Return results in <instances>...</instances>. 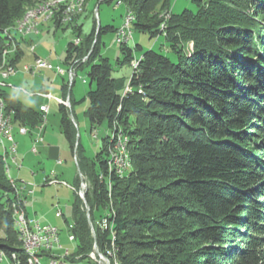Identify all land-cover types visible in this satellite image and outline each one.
<instances>
[{
  "label": "trees",
  "instance_id": "16d2710c",
  "mask_svg": "<svg viewBox=\"0 0 264 264\" xmlns=\"http://www.w3.org/2000/svg\"><path fill=\"white\" fill-rule=\"evenodd\" d=\"M41 1L0 0V32ZM121 1L137 13L135 29L153 34L160 12L174 2ZM193 1L195 11L175 13L169 23L172 55L148 51L133 76L149 98L136 92L122 101L121 120L136 123L127 128L134 166L128 175L120 177L109 163L106 138L94 159L80 140L76 146L78 129L60 105L62 132L92 185L85 195L90 217L75 188L72 261L78 256L93 264L97 244L102 253L113 252L115 264H264V0ZM53 23L62 25L58 17ZM70 26L81 41L67 44L64 63L87 68L96 84L85 112L92 129L114 119L125 87L102 54L103 37L115 26L101 25L93 49L96 27L84 34V24L65 29ZM73 85L64 83L63 93H70L74 116ZM0 96L15 125L32 129L43 122L41 110L17 93L2 88ZM2 155L0 144V250L21 253L10 203L18 196ZM10 192V198L3 194Z\"/></svg>",
  "mask_w": 264,
  "mask_h": 264
},
{
  "label": "rangeland",
  "instance_id": "374dc122",
  "mask_svg": "<svg viewBox=\"0 0 264 264\" xmlns=\"http://www.w3.org/2000/svg\"><path fill=\"white\" fill-rule=\"evenodd\" d=\"M86 6L87 9L85 8L86 11L84 15H82L81 17L79 16V18H77V20L75 21V24L77 25L84 24L83 27L84 34L91 32L93 30V27L94 28L96 27L93 35L94 44L92 46V49L95 47V44L98 43L99 37L102 36L100 30L101 25L105 26L111 24L115 26L116 30L114 29V31L113 30L110 31L111 28H108L107 30L110 32H108L103 37L104 45L102 46V54L110 59L113 69V76L124 77L126 80L125 87L122 90L121 103L118 106V109L114 115V119L108 122L105 121L100 125L95 126L92 129H91L90 119L85 115V112L90 104V99L88 98L87 94L90 89L96 87V84L95 83L90 84L87 68L77 69L78 71H77L76 79L72 82V84H70L69 82V73H65L61 75L58 74L54 69L45 68V69H40L42 71V75L37 76L36 74L33 75L27 71H24L25 65L33 66L35 64V59L37 57L34 55L35 52L41 57L48 59L54 65L56 66L60 65L61 67L67 70V65L64 63L66 57V47L70 41H73L77 37V33H75L73 27L70 26L69 28L65 29L67 25H61V27L57 28L54 26L53 21H49V22L40 21L39 33L32 34L29 36L22 34L18 31V25H19V19H18L14 22L13 25L7 27L2 32H0V36L4 38L3 39L4 45L0 57V74L3 70H6V68L7 70H9V68L11 67L13 68V66L16 67V69L15 67L13 69L17 70L16 73L17 75L14 74L6 80L7 85L4 88H6L9 91L17 93L20 101L35 109H38L39 105L42 102L49 103L51 107L50 113L47 116V122L44 126L47 125L48 133L58 137V140L55 144L60 148V152L62 153L61 154L62 159L66 160L65 163L58 168L60 173L59 174L60 176L58 178H60L61 180H65L67 184H55L49 182L50 179L47 181L45 180L46 179L45 175L50 173L51 170L55 168V163L53 162V160L47 159L45 160L46 162H44L42 168L38 169L39 175L37 177H34L30 171L28 172L27 170H25L23 172L24 181L26 183L34 184L35 186L32 185L34 187V193L32 195L30 194L29 195L30 197L27 196L28 198H26V195L24 196L22 195V196L24 197V199H28L26 203V209L31 217L40 220L42 223L56 225L61 229L62 244L65 247L69 248L70 250L68 255L69 260H71V258L75 256L74 251L76 250L75 249L76 247H75V243L69 241L68 239V233L70 228L65 218L68 220V223L72 222V203L75 197L74 188H76L77 192L79 193L82 187V179L86 184L84 190L85 189L88 190L89 186L92 185L88 175L82 174L81 176L78 164L75 159V155L73 154L72 149L70 148L67 138L62 132L60 105H62L63 108L66 110V112H68V116L70 113V117L74 121L78 129L76 146L80 140L81 145L84 148L85 154L89 158L94 159L96 157V154L102 149L103 138H106L108 141L107 154L109 156L112 146L116 142H118L117 137L119 135V131H122L126 136H128L130 140V135L127 132V128L130 129L134 127L136 124L135 122H131V121L129 123L124 124L123 120H121L122 117L121 112L123 106L122 101L124 97L127 96V94L130 93L133 94L137 92V94L140 95L143 100L146 101L149 98L148 89H146L143 85H139L135 87L132 84L133 76L141 71L140 64L142 59L144 58L145 54L151 50L160 51L164 54H168L171 56L172 50L170 47L169 23L173 15L175 13H181L184 9H192L194 11L197 9V4L193 0H174L170 8L163 9L160 12L159 16L162 19V21L158 27V31L155 34H153L152 32L138 31L137 29H135L134 25L135 22H137L138 20V15L135 11H132L129 8H127L125 4L122 3L121 0H112L111 2L110 0H87ZM128 11H131L132 14L134 15V19H132L131 22L132 37H130V39L128 40L125 39L126 41H122L119 43L118 42V38L120 35L119 31L120 28L125 23L126 15ZM104 31L105 30H103V32ZM32 44H35L37 48V49L35 48L34 52L31 51L29 47ZM19 47L22 48L20 54L18 53ZM127 48L129 49L131 55L130 58L131 61L125 63L124 55L128 51ZM184 50L188 55L192 54L194 50V43L192 41L187 42L185 44ZM17 55L19 56L18 59H16ZM85 59L86 58H84V60ZM20 70H23L24 72L18 73ZM83 79H85L86 82H84ZM63 80H65V83L69 84L70 88L74 83L73 99L75 100V103H74L73 113L75 117L72 114L71 111L72 108L71 106H69V104H65L64 102H58L54 98L57 95L62 94L61 96L62 100L65 101L69 100L70 93L67 95H64L63 93V86H64ZM44 85H46V89L49 90V92H46L45 89H43L41 92H38ZM21 88L27 89L30 92V94H26L18 90ZM33 90H35L37 93L32 92ZM48 93H50V95H43ZM38 126L37 128H39ZM16 127L19 126L16 125ZM94 133L97 134V138L94 137ZM8 146L10 145H7V147ZM2 149L3 147L1 148V150ZM128 153L131 156V150L129 146H128ZM130 159H131V166L127 170L126 175H128L134 167L132 162V157H130ZM9 164L11 166L12 176L14 178L15 176L13 174V169L15 163H13L12 160H10ZM43 170L47 171V173L44 174L42 172ZM107 178L109 179L108 180V184H109L111 182L110 180L111 176L107 174ZM18 183H20L19 180ZM86 191H85V195H86ZM3 194H5V196H8L10 198L11 192L8 194L7 193H3ZM79 195L81 198H83L81 194ZM14 202L18 206L24 205V203L22 201L20 202L19 198L15 196V198H12L10 201L11 208L14 207L13 206ZM56 204L60 205L65 217H56L55 215ZM15 216L16 215L13 209L14 223H15ZM87 216L90 217V214L89 215L87 214ZM90 225L92 227L91 221H90ZM3 235L4 233L0 229V236ZM1 251L2 250H0V253ZM93 251L94 248L90 253V258H92L91 262H94L93 264H104L102 255L106 256V258L108 259V264H115V262L118 263L117 259L113 255V252H109V254L106 255L102 253L100 249H98V253L97 252L94 253ZM14 253L16 252H13L11 254L5 252V254H7L8 256L6 258L7 261L5 260V258H3L4 260L0 259V264H11V263L18 264L16 262V259L13 258ZM75 259L77 260V261H73L75 262V264H90L89 260H79L78 256H76Z\"/></svg>",
  "mask_w": 264,
  "mask_h": 264
},
{
  "label": "built area",
  "instance_id": "2783aa9c",
  "mask_svg": "<svg viewBox=\"0 0 264 264\" xmlns=\"http://www.w3.org/2000/svg\"><path fill=\"white\" fill-rule=\"evenodd\" d=\"M80 4V0H70L69 5L67 7L61 8V16L58 17V20L60 22V24L62 25H69V22H71V17L75 16V8L77 6H79ZM49 6H53V4L49 5ZM45 8V7H44ZM43 8V9H44ZM55 8V7H54ZM41 10H35V14H33L32 16L29 17H33V21L38 20L39 19V13ZM128 19L129 16L128 14L126 15V20L124 25L120 28V35L118 38V42H122V41H126L125 39H130V37H132V31H131V26H128ZM32 30H36V29H32V25H23V28L18 29V31L22 34H28L29 31ZM75 44H79L81 39L76 37L74 40ZM31 51H35L36 45L32 44L31 46H29ZM54 69L58 74H65V73H69V82L70 84H72V82L76 79V75H77V68L71 66V67H67V70L64 69L63 67H61L60 65H54L53 63H51L48 59L41 57V56H37L35 59V64L33 66L29 65L25 68L24 71H27L33 75H35L37 72L40 71V69ZM17 73V70H15V73H9L8 76H5L4 78H0V92L1 89L6 87L7 83L6 80ZM84 82H86L85 79H83ZM20 91H22L23 93L26 94H30V92L27 89H18ZM42 95V94H41ZM43 95H50V93L48 94H43ZM54 97V96H52ZM58 102H64L65 104H69V106H71L69 100L65 101L62 100V98L60 96H56L54 97ZM40 110L42 112V118H43V122L38 126L41 130L45 127L44 125L47 122V116L49 113V105L44 104L42 106H40ZM13 121V116L10 112H8L5 108V106L3 105V98L1 97V101H0V123H2V132H4L5 134V139H6V145H12L13 148V163H15V166L18 170H20L23 165L22 162L19 160V152H18V143L15 140V138H12V135H7V123H12ZM29 131V127L22 125L20 126V133L22 134H26ZM94 137L97 138V134L94 133ZM123 135H119L118 141L119 144L121 145V140H122ZM44 137L43 136H38L36 139V142L34 143V146L32 147V151L33 152H37L38 148L36 143L38 141H43ZM75 159L77 162V155L75 154ZM58 164L62 163V160L59 159L57 160ZM127 168H121V163H119V176L123 177V172L126 171ZM81 173V172H80ZM82 176V173H81ZM58 172L55 169H52L51 172L49 173V175L47 177H45L46 181L50 179L49 182L51 183H55V184H67V182L65 180H61L60 178H58ZM15 180H19L20 183H22L25 186V195L26 198L30 197L29 195L34 193V184L31 183H26L24 180L21 179H17L15 177ZM50 183V184H51ZM33 185V186H32ZM86 184L84 182V180L82 179V187L80 189L81 195L84 191H86L87 189L84 190ZM75 189V188H74ZM28 196V197H27ZM56 212L55 215L56 217H65L62 208L60 207L59 204H56ZM90 214V212H89ZM32 221L34 223V231H33V236H28L29 237V244L30 246L33 247V249H35L38 254L40 255L41 259L46 261V264H75V262H73L72 260L68 259V255H69V248L65 247L62 244V240H61V229L53 224H48V223H42L40 220L33 218L32 217ZM69 226V233H68V239L69 241L73 242V240H76L75 234H74V223H68ZM93 228V226H92ZM98 246L95 244L94 245V253L97 252L98 253ZM102 259L104 260V264H108V259L106 258V256L102 255ZM5 260L7 261V259L5 258ZM10 261V260H8ZM12 261V260H11ZM12 264V263H11Z\"/></svg>",
  "mask_w": 264,
  "mask_h": 264
},
{
  "label": "bare ground",
  "instance_id": "6f19581e",
  "mask_svg": "<svg viewBox=\"0 0 264 264\" xmlns=\"http://www.w3.org/2000/svg\"><path fill=\"white\" fill-rule=\"evenodd\" d=\"M69 2H70V0H45V1H42L41 3L37 4L36 6L28 8L26 10L25 14L19 19L18 29L23 28L24 24L25 25H32V29H36V30L29 31V33L26 35L30 36L32 34H38L40 21H44V22L53 21L54 22V19H56V17L61 16V8L67 7L69 5ZM118 2H120V1H118ZM51 4H53V6H49ZM86 5H87V0H80L79 6H77L75 8V16L71 17V22H69V25L72 23H75V21L77 20V18H79V16L81 17L82 15H84V13L87 9ZM41 9H43V10L40 11V13H39V19L33 21V17H29V16H32L33 14H35V10H41ZM127 14L129 16L128 26H132L131 22H132V19H134V15L132 14L131 11H128ZM6 52H8V51H6ZM7 65H9V64H7ZM27 66H29V65H25V68ZM14 67L15 66H13V68ZM13 68L11 67V68H9V70H7V68H6V70H3L0 74V78H4L5 76H8L9 73H15L16 67H15V69H13ZM0 101H1V96H0ZM3 105L6 108V104H5L4 99H3ZM15 128H16V125L13 123V121H12V123H7V135H10L14 131ZM18 129L20 132V126L18 127ZM120 134L123 135L122 140H121V145L119 144V141L116 142L112 146V149H111V152L109 155V163L112 165L113 169L116 171V173L118 175H119V163H121V168H127V170L131 166V159H130L131 156L128 153L129 138L122 131H119V135ZM119 135H118L117 139L119 138ZM5 140H6L5 134H4V132H2V123H0V143L3 147L2 154H3L4 163H5V170H6L7 175L9 176L10 181L14 184V186L16 188V194L19 198V201L20 202L22 201L24 203V205L22 204L23 206H18L14 202V205H13L14 206L13 207L14 213L16 215L15 216V224H16L17 229H18L19 240L21 241L22 247H23V251L21 253H18V252L14 253L13 258L16 259V262L18 264H46L45 263L46 261L41 259L38 252L35 249H33V247L30 246V244H29V237L28 236H33L34 223L32 221V217L28 214L27 209H26V203H27L28 199H24V197H23L25 195V186L21 183L17 184L15 178H13V176H12V170H11V166L9 164V161L10 160L13 161V148H12V145L7 147ZM113 143H114V141H113ZM127 170L123 172V175L126 174ZM83 195L85 196V191L82 193V197H83ZM73 242H74V240H73ZM7 257H8L7 254H5L4 251H1L0 259L7 258Z\"/></svg>",
  "mask_w": 264,
  "mask_h": 264
},
{
  "label": "crops",
  "instance_id": "0c3cea01",
  "mask_svg": "<svg viewBox=\"0 0 264 264\" xmlns=\"http://www.w3.org/2000/svg\"><path fill=\"white\" fill-rule=\"evenodd\" d=\"M34 55L40 56L36 52L34 53ZM20 72L22 73L24 71L20 70L18 73H20ZM36 75L41 76L42 71L40 70L39 72L36 73ZM58 76H60V75H58ZM63 81L65 83V80H63ZM43 89H45L46 92H49V90L46 89V85L42 86V88L38 92H41ZM32 92H36V91L33 90ZM57 96L61 97L62 94L57 95ZM44 104L49 105V103L42 102L39 105L38 110H40V106H42ZM50 110H51V107L49 105V113H50ZM10 135H12V138H15V140L18 143L19 160L22 162V165H23V167L20 170H18L16 168V166H14L13 174L17 179L24 180L23 179V172L25 170H27L28 172L30 171L34 177H37L39 175L38 169L42 168L44 162H46L45 160H47V159L53 160V162L55 163V168H53V169H55L58 172V176H60L58 168L60 166H62L66 160L62 159V156H61L62 153L60 152V148L55 144L58 140V137L47 132V125L42 130L40 128H37V127L32 128V129L29 128V131L26 134L20 133L18 130V127H16L14 134L12 132ZM40 135L44 137V140L38 141L36 143L38 151L33 152L32 147L34 146V143L36 142L37 137ZM59 159L62 160L61 164L57 163V160H59ZM42 172L44 174L47 173V171H45V170H43ZM48 174H46L45 177L48 176ZM16 182H17V184H20V183H18V180H16Z\"/></svg>",
  "mask_w": 264,
  "mask_h": 264
},
{
  "label": "water",
  "instance_id": "95a60500",
  "mask_svg": "<svg viewBox=\"0 0 264 264\" xmlns=\"http://www.w3.org/2000/svg\"><path fill=\"white\" fill-rule=\"evenodd\" d=\"M83 199H84V201H85V206H86V208H87V214L89 215L90 206L88 205V203H87L86 198H85L84 195H83Z\"/></svg>",
  "mask_w": 264,
  "mask_h": 264
}]
</instances>
